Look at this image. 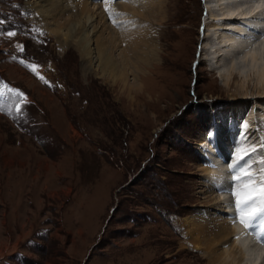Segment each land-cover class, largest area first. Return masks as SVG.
Returning <instances> with one entry per match:
<instances>
[{
    "label": "rangeland",
    "instance_id": "1",
    "mask_svg": "<svg viewBox=\"0 0 264 264\" xmlns=\"http://www.w3.org/2000/svg\"><path fill=\"white\" fill-rule=\"evenodd\" d=\"M28 1L0 0V86L6 79L12 85L11 93L0 90V99L10 95L6 106L19 107L16 114L0 111V264H208L204 252L187 244L185 228L186 220L194 224L204 215L201 224L217 223L222 214L210 199L225 193L207 190L211 158L201 146L206 137L207 148L223 153L207 131L212 121L227 135L240 119L241 146L259 149L255 162L264 166V98L251 94L254 76L250 99L237 100L241 77L227 89L214 71L224 69L214 58L222 30L207 33L205 20L207 10L217 20L226 8L206 3L203 37V0H90L101 7L93 10L92 42L100 47L99 36L122 39L113 49L118 66L124 56L137 62L131 52L156 54L141 64L142 84L129 92L85 75L76 47L34 20ZM122 4L136 7L125 13ZM243 153L239 165L254 160ZM261 173L254 171L252 180Z\"/></svg>",
    "mask_w": 264,
    "mask_h": 264
},
{
    "label": "bare ground",
    "instance_id": "2",
    "mask_svg": "<svg viewBox=\"0 0 264 264\" xmlns=\"http://www.w3.org/2000/svg\"><path fill=\"white\" fill-rule=\"evenodd\" d=\"M94 2L98 3L96 0ZM141 2L143 4L145 0H141ZM148 2L152 3L150 0H148ZM214 2H216L218 6L226 8L224 13H222V16L217 20H211L213 17L212 10H207L208 14L207 19L205 20L207 33L212 29L222 30L219 34L220 41L214 52V58L217 59V62H220V60L223 61L222 64H224V69H216L215 66L214 71L216 70L217 73L220 74L223 81L222 84L227 89L233 85L236 76L238 77L239 75V78L241 77V83L237 87L241 93L239 92V94L237 93L238 95L233 96L237 100L250 99L247 85L251 82V77L253 75L255 78L253 82L256 86L255 89H253L254 92L251 94L264 98V29H262L264 27V0H206L207 9H211ZM28 5L30 6V10L36 15L34 20H37L38 23H41L42 21V26L45 27L48 32L52 33V35H55L61 43L65 42L67 45H73L76 47L83 60L85 75L87 73H89V75L92 73L94 75L103 76L113 84L123 85L125 90H130L129 92H131L135 86L137 87V85L142 84V82H140L142 80V73L140 75L139 72H144V70H142L141 64L143 63L144 66L150 64L152 57H155L156 55L155 52H148V54L145 55L146 57H149L147 59H144V55V57L140 58V55L131 52V57H137V62L132 63L124 56L123 62H121V67L118 66V63L113 57V49L118 48L119 42H123L122 39L119 40L115 37L111 38L109 35L104 37L99 36L97 42L100 43V47L92 42V35L96 34L98 29V25L95 23L96 14L93 10L96 9L95 11L98 12L97 10L101 8L99 5L91 3L90 0H29ZM134 5L122 4V8L127 10L125 11V13H127L128 10L134 11L135 8L132 9V7H136ZM115 8L121 7H114V9ZM99 14L100 16H107V13L103 14L101 10ZM209 14L210 18L208 17ZM106 16L105 20L107 21ZM61 20L64 21L59 22ZM112 29H114V27H112ZM138 33L142 38V41L140 42H147V45H149L148 43H150V41L148 40L150 38L146 36L145 32ZM125 34L123 35L125 36ZM208 38L209 34H206L202 53L207 52L206 41ZM107 41H110V43ZM124 46L130 49L129 43H124ZM203 60L206 61L208 59L203 58ZM130 69L134 72V74H132L134 75L133 78H129L128 71ZM259 121L264 127V121L261 119H259ZM239 122L240 119L238 120V128L236 130L234 129L231 131L230 129H226L227 135L225 131L218 134L220 132L219 130H224V128L217 127L212 129L211 133L214 134L211 135L210 138L213 140L217 137L216 134H218L217 142L221 146L220 149H223L221 155L214 151L215 149L211 151V149L207 148V146L212 147L210 146L212 143L206 140V137H204V140L202 141L204 143L201 146L206 148V151L211 158V161H209L210 163L207 162L208 167L204 168V171L209 179L207 190L212 191V193L218 191L223 192L225 190L224 187L227 185L230 187L238 186L239 188L237 191L242 190L244 186L249 183V179L244 178L239 181L234 179L235 176L241 175L242 171L240 172L239 169H248L251 173L254 171L257 174L258 172L263 173V169L260 167L262 165L258 164L259 162H255L262 152L259 153V149L251 151L250 148L245 149V147L241 146L244 141L241 138L239 141L240 135L237 136L236 134L237 131H241L239 128ZM218 124L219 121L216 125ZM242 126L244 127L243 124ZM244 132H246L245 135H248L251 133V129L247 130L246 128ZM228 133L231 135V138H225L227 141L226 145V143L223 142V137H228ZM233 148H235L237 152L234 151ZM243 152L252 155L254 160H251L250 163L245 161V164L241 163L242 165H239V163H237L238 156L236 154L239 155ZM203 153L202 150V155ZM234 155H236V158ZM245 156V153H243V155L239 157V162L241 161V158ZM214 161H217V163H214ZM232 165H235V167H232ZM220 166L222 167V170ZM249 166H251L250 169ZM228 168L229 170H227ZM238 171L239 173H237ZM262 173L259 175V178H256L257 181L254 179L251 180V182L256 181L260 183L262 180ZM221 174L223 175L221 176ZM217 187L220 190H218ZM223 195L222 197L221 195H217V197L210 199V201H213L212 203H216L220 206L217 210L223 214L224 220H221L222 214L219 215L220 221L217 223H207L205 220L204 223L201 224L200 220L203 219L204 215L197 218L194 224L186 220L187 228H185V232L190 238L188 241L189 243L187 244L191 243L190 245L196 250L204 252L203 256L206 255V257H208V264H264V246L258 243H256L257 245L253 243L250 235L244 237L245 234L249 233H245L247 228L250 229L254 227L257 229L258 226H260L258 231L261 235H264V227L261 225V221L264 220V215L258 214L251 221V227H246V225L245 227H242L238 224L237 226H231L230 223L236 222L235 220H229L230 216L232 217L228 211L231 199H229L228 196L226 197V195ZM249 204H251V207L254 206L255 208L261 206L258 199ZM216 216H218V214H216ZM237 223L241 224L240 218L237 220ZM203 225L204 228H200V226ZM231 231L236 233L237 237H230L232 234ZM226 245L240 249L242 252L241 257H236L235 253L231 250L226 251L223 248L226 247Z\"/></svg>",
    "mask_w": 264,
    "mask_h": 264
},
{
    "label": "snow or ice",
    "instance_id": "3",
    "mask_svg": "<svg viewBox=\"0 0 264 264\" xmlns=\"http://www.w3.org/2000/svg\"><path fill=\"white\" fill-rule=\"evenodd\" d=\"M9 36L15 35L14 32H9ZM34 70L36 66H33ZM214 133H209V135H213ZM237 163H239V159L237 160ZM262 164H264V161H261ZM232 167H235V165H232ZM251 166H249V169ZM254 174L251 173L248 169H242L241 175H237L234 177L236 180H241L244 178L249 179V183L244 186V188L240 191H237L235 193V196L237 197L236 200V206L239 210L240 214V221L241 223H244L246 227H251V221L258 215L262 214L264 215V179H262L259 183V186L252 183L251 180L253 178ZM256 199H259L260 201V207L259 208H247L246 206L255 201ZM262 227H264V220L261 221Z\"/></svg>",
    "mask_w": 264,
    "mask_h": 264
}]
</instances>
